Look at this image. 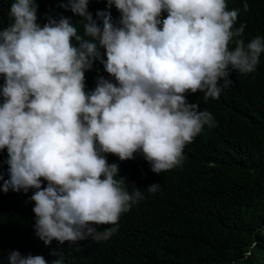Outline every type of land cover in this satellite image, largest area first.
<instances>
[{"label":"clouds","instance_id":"obj_1","mask_svg":"<svg viewBox=\"0 0 264 264\" xmlns=\"http://www.w3.org/2000/svg\"><path fill=\"white\" fill-rule=\"evenodd\" d=\"M234 1L107 0L120 12L114 23L110 11L94 19L89 0H68L61 7L84 18L78 34L70 18L41 26L36 0H14L11 22L0 28V151L9 166L0 190L35 189V235L46 246H95L119 226L131 230L137 209L146 229L144 200L160 185L128 192V168L104 154L124 161L142 153L160 175L182 165L185 146L205 125L215 126L201 95L217 100L227 91L235 106L230 77L255 73L264 35L245 44L248 4ZM97 60L108 74H93ZM7 259L48 264L18 250Z\"/></svg>","mask_w":264,"mask_h":264},{"label":"trees","instance_id":"obj_2","mask_svg":"<svg viewBox=\"0 0 264 264\" xmlns=\"http://www.w3.org/2000/svg\"><path fill=\"white\" fill-rule=\"evenodd\" d=\"M13 2L0 0V28L11 22ZM36 3L41 26L49 18L58 21L64 16L82 34L78 21L83 17L61 7L68 0ZM234 3L241 7L248 4L242 37L245 44L264 35V0ZM88 10L94 19L98 10L110 11L114 23L120 19L115 5L108 9L107 0H89ZM166 16L162 13V18ZM97 22L102 26V20ZM239 26L236 23L235 27ZM90 70L107 73L98 60ZM230 78L234 85L229 90L237 103L231 105L227 91L217 100L205 101L201 95L200 106L212 114L215 126L205 125L185 146L181 166L158 175L142 153L124 161L104 154L110 162L128 168V192L152 183L160 185L144 200L148 206L145 230L139 221L143 212L137 209L131 230L119 226L114 237L95 241L94 248L56 240L46 246L35 235V202L29 199L35 189L27 193L0 190V264H8L13 250L24 256L42 255L48 264L57 259L62 264H264V53L252 76ZM3 83L0 76V86ZM7 158V150L0 151V185L9 178ZM46 184L44 181L42 186Z\"/></svg>","mask_w":264,"mask_h":264}]
</instances>
